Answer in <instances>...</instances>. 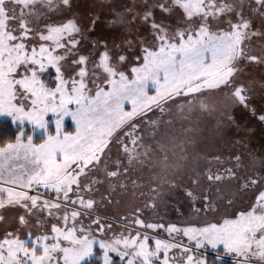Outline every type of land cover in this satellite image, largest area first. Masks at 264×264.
Masks as SVG:
<instances>
[{"label": "snow or ice", "instance_id": "obj_1", "mask_svg": "<svg viewBox=\"0 0 264 264\" xmlns=\"http://www.w3.org/2000/svg\"><path fill=\"white\" fill-rule=\"evenodd\" d=\"M257 93L264 0H0V264H264Z\"/></svg>", "mask_w": 264, "mask_h": 264}, {"label": "rangeland", "instance_id": "obj_2", "mask_svg": "<svg viewBox=\"0 0 264 264\" xmlns=\"http://www.w3.org/2000/svg\"><path fill=\"white\" fill-rule=\"evenodd\" d=\"M251 104L257 109L264 107V101H262L259 93L252 97ZM233 115L237 118V122L242 126L240 134H243L246 137L250 147L259 150L262 142H264V122L259 121V112H257V115H253L248 109L239 106L233 109ZM68 123L70 124L71 122L68 121ZM232 132L234 135L237 134L234 128L232 129ZM208 254L214 255L211 248L207 250V255ZM209 262L212 264L213 259Z\"/></svg>", "mask_w": 264, "mask_h": 264}, {"label": "flooded vegetation", "instance_id": "obj_3", "mask_svg": "<svg viewBox=\"0 0 264 264\" xmlns=\"http://www.w3.org/2000/svg\"><path fill=\"white\" fill-rule=\"evenodd\" d=\"M213 258L214 255H211V259H209V261H211ZM222 259L224 260V264H233V260L230 256H223Z\"/></svg>", "mask_w": 264, "mask_h": 264}, {"label": "trees", "instance_id": "obj_4", "mask_svg": "<svg viewBox=\"0 0 264 264\" xmlns=\"http://www.w3.org/2000/svg\"><path fill=\"white\" fill-rule=\"evenodd\" d=\"M208 259H211V255L208 254Z\"/></svg>", "mask_w": 264, "mask_h": 264}]
</instances>
